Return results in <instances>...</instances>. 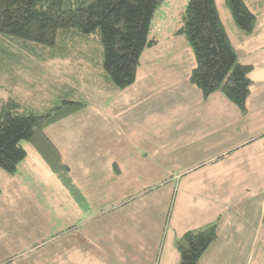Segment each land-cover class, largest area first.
Masks as SVG:
<instances>
[{"label": "rangeland", "instance_id": "obj_1", "mask_svg": "<svg viewBox=\"0 0 264 264\" xmlns=\"http://www.w3.org/2000/svg\"><path fill=\"white\" fill-rule=\"evenodd\" d=\"M255 1L244 0L250 10H253ZM188 2L163 0L157 7L150 29V35L157 44L153 51L143 52L145 56L141 55L142 62L147 56L144 63L150 62L148 65L151 66L157 64L166 70L170 66L176 69V73L189 69L188 60L178 57L183 49L187 53L189 46L183 37L174 35L181 25ZM216 7L225 31L235 45L237 34L241 31L223 5V0H217ZM191 55L194 65L193 53ZM12 56L13 59L0 64V97L16 98L29 107L37 108L47 102L58 103L62 96L85 104L84 109L72 115V118L60 121L63 124L58 122L47 129V136L56 142L63 160L65 158L70 164L68 167L74 179H80L84 188L85 185L90 188L89 184L94 179L99 182L104 180L102 173L108 162L117 164L123 176L119 175L115 183H109L103 189L97 190L94 186L95 192L80 190V204L90 205L92 214H98L94 219L79 213L82 210L79 206L77 211L72 208L75 202L78 204L76 199L75 202L70 200L72 205L67 200L66 205L59 209L35 211L40 203L45 207L47 203L58 208L66 195L65 190L58 189L53 178L46 175L39 179L32 177L31 180L27 176L23 182L17 176L16 184H11L12 190H7L12 194L5 192L0 198V210H3L0 214V262L12 258V264H38L39 254L55 250L57 246L61 251L64 246L71 251L69 255L64 253V264H178L175 234L188 228L192 223L187 220L188 216L201 208L184 195V189L178 185L180 177L175 178L183 169L174 166L171 158H168L169 154H179L176 148L185 144L179 137L185 135L183 131L186 128L178 127L175 130L176 122L172 118L177 108L178 111L182 110L176 102L189 104V112L202 111L197 97L185 98L182 95L184 90H188L186 83L178 80L176 73L166 71L167 77L155 84L152 81H140L138 84L135 80L127 89L116 90L110 84L106 85L104 78L87 64L85 54L74 52L65 60L40 61L12 48ZM193 89L196 93L195 87ZM188 100L191 101L187 103ZM230 106L238 112L233 105ZM229 109L226 106L225 113ZM96 111L107 112L111 120L105 122L95 116L89 121L82 119L87 115L90 118V114ZM125 123L130 128H125ZM122 132L126 140L128 137L131 140L124 142L127 146L120 143ZM227 134L224 140L228 139ZM136 140L140 142L134 145L138 150L132 147ZM20 146L29 155L28 159L32 158L33 152L37 154L29 142L22 141ZM10 176L0 169V193L6 188L4 180ZM249 186L252 188V185ZM146 188L151 192L140 195ZM257 189L261 190V185L257 184ZM36 194L43 195L34 202L35 196L31 195ZM129 197L138 198L124 204ZM8 198H12L11 204L5 201ZM51 198H58L59 203ZM251 205L249 209L253 214L259 205L256 202H251ZM15 207H28V211L20 210L18 215L12 211ZM76 224L82 234L81 239L84 233L95 236V239L78 242L75 235L69 233L56 240L57 232ZM168 242L177 257H172L167 248ZM36 244L40 246L36 247ZM157 252L161 254L160 262ZM201 264L209 263L202 261Z\"/></svg>", "mask_w": 264, "mask_h": 264}, {"label": "trees", "instance_id": "obj_2", "mask_svg": "<svg viewBox=\"0 0 264 264\" xmlns=\"http://www.w3.org/2000/svg\"><path fill=\"white\" fill-rule=\"evenodd\" d=\"M217 0H189L174 35L184 38L194 56L189 83L204 99L220 93L242 116L248 114L253 66L241 64L216 7ZM163 0H0V64L16 52L40 61L85 54L88 65L116 90L136 80L140 58L157 41L151 22ZM237 28L236 42L252 35L257 16L244 0H223ZM81 52V53H80ZM102 76V77H103ZM62 96L58 103L29 107L0 97V169L14 175L29 142L67 191H80L59 149L45 130L84 109ZM264 222V218H263ZM217 239V222L184 232L174 245L178 264H198ZM0 264H12L5 260Z\"/></svg>", "mask_w": 264, "mask_h": 264}, {"label": "crops", "instance_id": "obj_3", "mask_svg": "<svg viewBox=\"0 0 264 264\" xmlns=\"http://www.w3.org/2000/svg\"><path fill=\"white\" fill-rule=\"evenodd\" d=\"M251 11L257 16L252 35L247 37L243 42L238 41L235 42V45L233 44L239 62L253 66V71L250 74L252 86L246 103L248 109L246 116H242L239 111L236 112L234 109H231L232 107L228 101L218 92L206 99L202 97L197 88H195L197 90L196 93L193 92L194 86L192 87L190 83L188 84L190 72L194 67L191 58L192 51L189 50L190 47L188 48L184 45L188 48L186 49L187 53L182 48L183 50L178 56L179 58L184 57L190 63L189 69H185L182 73H176V69L170 66L166 70L165 67L163 68L157 64L148 65L150 62L144 63L148 58L147 56L144 62H142L141 58L145 56L144 53L140 58V64L137 68L136 81L138 84H140V81L141 83L152 81L155 84L158 80L167 77L166 71L176 73V78L181 82H185L188 88V90H184V94L182 95L185 98L190 96L197 97L196 101L202 107V111L194 113L193 111H188L189 104L183 105L176 102L178 107L179 104L181 105L182 110L178 111L177 108L172 118L176 122L175 130L178 127L181 129L186 128L183 131L185 135L179 137L185 144L180 146V148H176L179 154L173 153L168 156L169 159L171 158L170 160L174 166L183 169L175 178L178 179L180 177L178 185L184 189V195L193 200L192 204L201 206L199 210L188 216L187 220L192 221L187 226L188 228L181 230L180 234L176 232L175 241L177 237H180L188 230L201 228L217 222V239L209 246L198 264H201L202 261H206L209 264H264V0H256L253 3V10ZM148 50L153 51L154 48ZM104 80L106 85H109L105 78ZM190 101L186 102L189 103ZM226 106L230 108L228 113H225ZM78 114H81V112ZM90 115V118L87 115V117H82V119L89 121V119L95 116V118L105 122L111 120V115L103 111H96L93 115ZM65 121L63 120L62 122ZM125 126V128H130L126 123ZM47 129L45 130L46 134ZM225 133H228L227 140H224ZM121 137L120 143L123 146H127L124 142L128 143L131 140L129 137L126 140L123 132L121 133ZM139 143L136 140L132 144L133 146H130L138 150V147L134 145ZM54 144L59 148L56 142ZM189 149L191 151L187 152ZM189 153H195V155H188ZM28 158L29 155L20 163L14 175L6 177L5 180L3 179V184H5L6 188L0 193V198L5 192H10L7 191L9 188L12 190L11 184H16L15 180L17 176L23 182L27 176L31 180L32 177L38 178L46 175L49 178H53L52 181L57 188H63L66 195L62 197L60 203L58 202V198H51V200L59 203L58 208L47 203H45V207L40 203V205L37 204L34 210H44V208L59 209L66 205L67 200L72 205L70 200L74 201L75 199L51 172L38 152L37 154L33 152L32 158ZM63 161L70 167L65 158ZM108 163L104 166L105 172L102 173L104 175L102 182L94 179L95 181L89 184L90 188L87 185L84 188L83 182H80V179H74L73 172L70 170L72 181L82 191L89 189L91 193L95 192L96 189H103L109 183H115L119 175L123 176L117 164ZM20 168L21 171H19ZM25 171H28V173L25 174ZM190 176H192L191 179L187 181ZM105 177L109 178L105 180ZM183 182H186L184 186L182 185ZM257 184L261 185V190L257 189ZM249 185H252V188ZM148 189H143L140 195L151 192V189ZM47 194L48 196L50 195L49 193ZM41 195L43 194L31 196H35L33 197V201L37 202V198ZM79 195L80 191L76 194L77 199L75 200H78V204L74 201L75 203L72 208L77 211L79 210V206L82 209L79 213L87 214L92 219L98 216L96 212L92 214L90 205L81 206L80 199L78 198ZM137 198H126L123 203L131 202ZM5 201L11 204L12 198H8ZM251 202H256L259 205L253 214L251 213V209H249L252 206ZM20 210L27 212L28 207H15L12 209L18 215L21 213ZM2 211L0 210V214H2ZM23 214L27 215V213ZM69 233H71V236L75 235L78 242L95 239V236H91L89 233H84V238L81 239L82 234L79 231V226L76 224V226H70L67 230L57 232L56 237L58 238L56 240L65 237ZM55 238L53 239L55 240ZM39 246L36 244V247ZM167 248L170 250L172 257H177L169 242ZM64 253H68L69 255L71 251H68L64 246L60 251L59 246H57L55 250L39 254L37 256L39 259L38 264H64ZM160 257L161 254L157 252L159 262ZM7 259L12 261V258H5L1 262Z\"/></svg>", "mask_w": 264, "mask_h": 264}]
</instances>
